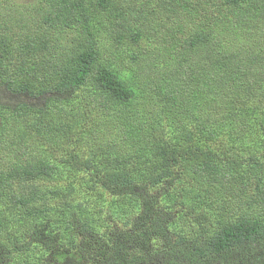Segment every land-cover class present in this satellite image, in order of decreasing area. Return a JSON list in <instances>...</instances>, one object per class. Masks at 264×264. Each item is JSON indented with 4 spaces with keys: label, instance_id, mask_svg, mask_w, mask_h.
<instances>
[{
    "label": "trees",
    "instance_id": "1",
    "mask_svg": "<svg viewBox=\"0 0 264 264\" xmlns=\"http://www.w3.org/2000/svg\"><path fill=\"white\" fill-rule=\"evenodd\" d=\"M0 264H264V0H0Z\"/></svg>",
    "mask_w": 264,
    "mask_h": 264
},
{
    "label": "rangeland",
    "instance_id": "2",
    "mask_svg": "<svg viewBox=\"0 0 264 264\" xmlns=\"http://www.w3.org/2000/svg\"><path fill=\"white\" fill-rule=\"evenodd\" d=\"M17 3H19L20 5H23L25 2H28V1H36V0H16Z\"/></svg>",
    "mask_w": 264,
    "mask_h": 264
}]
</instances>
